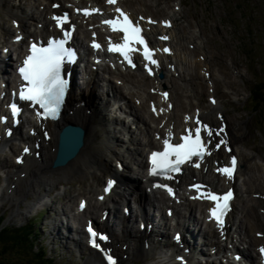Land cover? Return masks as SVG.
Wrapping results in <instances>:
<instances>
[{
    "label": "rangeland",
    "instance_id": "obj_1",
    "mask_svg": "<svg viewBox=\"0 0 264 264\" xmlns=\"http://www.w3.org/2000/svg\"><path fill=\"white\" fill-rule=\"evenodd\" d=\"M18 1L15 2V0H12V3L16 4L17 7H19L20 10H22L24 13L27 12L28 14H31V9L35 5L36 0H22L20 5H18ZM130 1L132 2L131 5L135 10L142 11V13H145V11L150 12L152 14H157L159 17L163 18L168 17L169 14L174 11L173 6L177 1V3L181 6V12L179 13L180 17H178L179 25H177L181 34H179V38L177 40L178 43H176L177 47L182 50H189L188 46L193 47L192 44H195L197 47H199L198 43H202L203 48H197V50H195L193 53V58L195 57L196 60L197 58H200L202 61H204L205 59L203 55L206 57V60L204 62L208 61V63L210 64L209 73L212 72V78H214L215 81L214 83L216 96L217 98H220V102H222L221 104L222 106H224L229 131H233V129L237 130L236 128L238 126L239 133H242L244 135L242 138H235L232 136L231 142L235 151L244 152V154H252V156H255L254 159L256 162H258L259 160L264 162V99L258 96L254 101L250 100V95L251 97H254V92L264 87V0ZM26 18L30 19V16H27ZM10 26V17L1 15L0 33L1 31H3V27L10 28ZM2 38L4 41L3 34ZM189 42H191V44H189ZM4 44L5 43H0V50L2 49V45ZM177 66L179 68H176L179 69V72L182 73V76L189 77V81H193V83H191L185 81V78L182 79L184 80V85L186 87H191L190 91H192L194 83H196V86L194 87V90L196 91L191 93L193 95L191 97L193 98H188L187 96L184 97L181 90L179 88H176L175 93H178V95H176V99H180L181 103V107L180 109H178V114L180 115L183 110L188 111L189 109H194L196 101L200 103L202 102L206 106L208 104V92L207 83L204 82V74L201 73L200 77L196 76L192 71L193 66L186 64L187 73L194 75V79L191 80V77L187 73L183 74V71L185 69L182 70L180 69L179 65ZM188 67L191 70H189ZM164 71L165 73H167L166 70ZM167 71L172 72V69L167 67ZM174 79H176V77H174ZM175 83L177 84L176 81ZM101 84L103 87L98 88L95 94L98 98V101L100 99L99 103L105 100L104 102L108 108L107 110H110L112 103L109 101L110 103L109 105H107L108 101L105 99L104 95L107 86L103 82ZM211 86L214 87V85ZM109 88H111L110 84ZM93 89H96V87H94ZM184 91L186 93L190 92L187 88H184ZM124 92H127L126 88L124 89ZM253 93L254 95H252ZM72 95L73 94H71V96ZM232 95L236 96L237 98L235 99ZM86 98H88V96H86ZM129 99H131L130 96L128 100ZM132 101L134 102V99ZM255 106H257L258 108L256 112L253 111L255 110ZM137 107L140 110L144 109V113L147 111L146 107ZM107 110L105 111V113L107 112L106 114L109 113V111ZM214 119L215 118H213V121H216V119ZM131 122L132 120L130 118L127 119V122L125 124L127 129L130 128L129 125ZM235 123H237L236 127L234 125ZM136 124H134L131 129L133 131H137V134H135V136L138 135V137H140L141 134L138 128H136ZM123 128L124 130L126 129L124 127V124ZM111 130L113 132L112 137H117V140H119L121 143H114L115 152H117L119 157L122 152L125 156L120 157V162H122L125 167L128 166L132 168L135 161H132V156H128L129 154H127L126 152V148H134V145L130 144L131 138L128 139L129 143L123 148V139L127 135L118 133L116 129L114 130V128L112 127ZM231 134L233 135L232 132ZM11 141L13 145L11 146L14 148V151L12 149V152H9L8 150L0 152V168L3 169V171L0 172V215L5 216V224L15 227H21L28 223L32 215L39 213V219H33L32 221L36 222L38 226L42 228L43 239L45 241L44 244L48 245L49 256L53 258L52 264H94L93 262L96 261L101 263V258L96 257V254H89L85 246H82L80 253H78L77 251H74L69 247L66 248V245L61 241L59 237H55L52 235L50 236L49 234L53 229L54 223L60 224L61 217L63 219L67 215H69V217H72V210L74 211L76 202L79 197L88 196L82 193L85 189V191L87 192V190L93 184L95 186L99 184L102 187L103 180L105 183L104 176L106 173L103 172L104 170L97 172L96 177L94 178L95 180H90L85 175H81L77 180H73L74 182H72V185H65L63 188H60L59 186L60 181H46V179L49 178V176H47L48 178L45 177L43 181H41L43 182V184H48V182L49 184H53L55 182L54 188L47 185L34 184L32 190L27 191L28 186L27 181L25 180L17 184V193L11 196V200H3V194H6V196L9 197L7 191L8 186H5L7 180L9 179L8 177L12 176L11 180H13L12 178H14V171L20 168L16 167L13 161L14 154L17 153L19 149L18 141H16L15 139ZM255 161L250 160L249 163H247L248 165L246 164V167L242 168V173H240L238 177L240 186L238 188L240 189V192L244 193L245 199H248L245 194L246 188L249 189L248 191L251 190L250 192L252 193L256 191L258 192V190H260L261 193H264V188L262 187V184H264V170L260 167V165L255 163ZM5 162H7L9 165H5ZM114 165L115 158H111L109 168L112 167L115 170L116 166L114 167ZM261 165H264V163H262ZM130 168H128L129 171ZM125 173L130 175L132 174L131 172L127 173V170H125ZM136 174L137 173L135 172V176L130 177H134L142 183V177L138 174L136 176ZM250 176H252V178L253 176H255V178L249 179L250 181H252V183H248L247 185H245V182L248 181V178ZM38 177L41 176L38 174ZM65 183L69 184L71 182ZM65 183L60 182V184ZM50 189H52L51 192H48ZM41 199L43 201L49 200L51 202L50 206H43L46 202H41ZM132 200L133 199L131 198V201ZM252 204L255 205L254 203H248L247 205H245V209L251 207ZM235 205L236 209L238 208L236 210V216H239V208L241 209V207H243V202L238 201L235 203ZM52 207L53 209H55L54 211H52ZM63 208L66 210V214L64 216L57 213V211H61ZM42 209L43 211H41ZM92 209L95 212V209ZM163 214L165 215L164 210ZM121 217H123V214L121 215ZM70 219L71 220H69V222L73 224L72 218ZM238 219L240 220V217H237V220ZM137 224L134 226L135 230H137ZM119 236L126 239V237H124L125 235L119 234ZM54 243H56L57 245H54ZM128 243L130 242L128 241ZM131 244L138 246V248L140 246V243L137 241H131ZM138 248L134 247V249ZM138 257L139 256L137 255L131 262L134 263L136 261V264H151L152 260H150V256H148V258L146 259ZM12 259H16V257L10 255V261Z\"/></svg>",
    "mask_w": 264,
    "mask_h": 264
},
{
    "label": "bare ground",
    "instance_id": "obj_2",
    "mask_svg": "<svg viewBox=\"0 0 264 264\" xmlns=\"http://www.w3.org/2000/svg\"><path fill=\"white\" fill-rule=\"evenodd\" d=\"M37 1L39 2L38 6H36ZM44 1L49 2V0H36L35 5L31 9V14L29 15V14H25L22 10H20L19 7H17L16 4L12 3V0H0V16L1 15L8 16V17L12 16L13 17L12 19H17V20H20V22H21V24L19 25V28L12 29V28H6L5 27L3 29V31L5 30V32L2 33L4 36L3 42L5 44L2 47V49L10 48L11 52L14 50V48H20L21 50L23 49L22 45L27 43L26 39H24L20 45L14 41H10L9 39H6V37H5L7 34L9 36L10 34L14 33L15 30H17V29L22 30L25 34L30 33L29 37H33L34 36L33 33L38 34V36L40 34L42 35L44 32H46L49 29L50 24H49V21L47 19V16H48L49 12H51V6L46 4ZM92 1L95 3L101 2L100 0H92ZM40 5H45L43 7L42 11L39 10ZM110 9L111 8H108L107 11ZM133 15L135 16L134 13H133ZM27 16H30V19H27L26 18ZM174 16H176V15H174ZM30 22H36L37 25H38V23H41L42 25H41L40 29L35 28L33 30V32H30V30L28 29ZM174 27H175V25H174ZM174 27H172L169 30L171 37H172L171 45L172 46L174 45V47H173L174 50L169 57H166L168 63L172 62L174 65L175 64L179 65L180 69H182V70H184V66H186V64L193 66V69H192L193 74L200 77L201 73H203L205 79L209 80V84L214 85V87H215V83L211 82V80H213V79L209 73L210 64L208 63V61L204 62L206 59L204 61H202L200 58H197V60L195 57H194L195 59L193 58L194 51L197 50V48H200V49L203 48L202 43L201 42L198 43L199 47H197L196 45L195 46L193 45L194 49L191 48L192 46L189 47L190 51L188 49H185V50L179 49L177 47L176 43H178L177 40L179 38V34H181V33H180L178 28H176V27L174 28ZM149 29H150V31H149ZM159 29H160V27H149V26H147L148 35L149 36L150 35H156V33ZM47 33L49 34L48 31H47ZM82 33L86 34V36H87L88 32L85 31V32H81L80 34H82ZM18 35H23V34L19 33ZM16 36L17 35L14 33L12 38H14ZM29 37H27V38H29ZM193 38H194V36H193ZM81 42H82V45H84V42L81 41L80 38H78L77 39L78 45L81 46ZM189 44H191V42H189ZM9 67H11V65L9 63L6 64L3 61L2 62L0 61V81H1L2 77H6V76H7V78L10 77L8 75V68ZM167 67L164 69L167 72V73H165V76L168 78L170 77V74H171V76H175V74H173V72L167 71ZM173 69H175V71L177 72L178 78L180 79L179 76H182V73L179 72V69H177L176 66ZM188 69L191 70L189 67H188ZM186 70L187 69H185L183 71V74L187 73ZM188 75L191 77V80L194 79L193 78L194 75H192V74H188ZM130 77H132V73H129L128 75H124L122 73H119V76L116 79L122 80L124 85H126V84L130 85V84H133L132 82L127 81V79ZM97 78H98V76L92 77L91 82H93ZM170 79L169 80L171 83L175 82L172 78H170ZM153 81L154 82H153L151 87L154 88V94L146 93L145 90H139L136 87L132 86L130 89H128L129 90L128 95H130L132 98L140 99V100H142V102L146 101L147 98L149 99V98L154 97V95L157 93L158 89H157V87L155 88V86H156L155 80H153ZM162 81H164L166 87H168V85L166 84L167 81H165L164 79ZM13 83H14V81H12V82L9 81L10 85ZM111 83H112V81H109V84L111 85V88H109V89L112 93V97H110V91H109V93L107 94V99H109V98L115 99V100H117V102L119 100L125 101L127 103L126 107L129 110V115L134 117L135 122L138 121L139 123H142L143 125H145V129L147 131V137L145 138V143H143V140H141L140 138H138L134 135H131L130 142L132 145H135V148L133 150H131V149L128 150L126 148L130 152V156L135 157V158L133 157V159L136 161V164L138 165V168H139V172L137 174L139 176L141 175V177L143 179L144 173H145V168H146V163L144 162V160L141 157L144 154L145 148H147V147L150 149L155 148L156 144H157V142L152 138V135H151V133L156 131V130H154V128L150 126L149 121L151 122V124H155L157 122V120L155 118H153L150 113H146V114L142 113V111L135 104H133L132 101L128 100L129 96L127 98V96L123 92H121L120 89L116 85L111 84ZM191 83H193V82H191ZM139 84H140V82H139ZM98 86L100 87V84H97V86H94V87H98ZM176 95H178V93ZM0 101H1V99H0ZM83 101L85 102L84 107L80 106V103H82ZM104 101L101 102V104L99 105L97 103V98L94 97V94H92V93L88 96V98H86V96H84V95L74 93L70 103L68 104V108L70 110H73V114H70L67 111L66 114L63 115V117L61 118V120L59 122L48 124V128L51 130V133H52V140L48 144L44 143L43 150L45 151V154H44L43 158L41 159V161H38L36 158L27 159V162L23 165V167L21 169V173H24L27 176L24 179L21 177H18V179L13 181L9 177V179L7 180L6 183H8V185L10 186V187L8 186V191L10 192V194H13L16 192V190H17V187H15L16 184H18L22 181H25V180L27 181V186H28L27 191L32 190V187L34 186V184L35 185H47V186L54 188L55 182L53 184H51V183L49 184V182H48V184H43V182H42L43 179L45 177L49 176V178L47 177L48 179H46V181L47 180H50V181L54 180L56 182L60 181L61 183H65V182H71L73 180H77L79 176L85 175L90 180H95L94 178L96 177L97 172L104 170L103 172L106 173L104 176L105 181H106V178H109L110 176H114V175H117L120 178V183L122 184V187H124V188H123V190H121L122 188H120V190L117 192V196L122 198L123 201L127 203L125 205V207L126 206L130 207L131 198L132 199L135 198L137 200V204H139L138 207L137 208H134L132 206L130 207L131 210L133 211L134 215L136 214V219H137V217H141L142 221H144V220L148 221L149 219H151V220L154 219L150 216H147L146 215V209L142 207V204L148 201V194L143 189V183H141L140 181H138L134 177L133 178L130 176L126 177L123 174H119L117 171L116 165H115L116 166L115 170L112 167L109 168L111 158H115V164H117L120 161L118 158L119 157L118 154L112 150L113 144L115 142L120 143V141L117 140L118 138H113L112 135H110L111 134L110 130H108V129L105 133V139H102V135L100 134L98 127H101L104 125V126H107L108 128H110V126L114 125V124H117L118 126H120L122 124V122L120 121V117L116 116L114 110H113L114 116H112V117L109 116L108 114H105L106 105H105ZM177 103H178V101H177ZM2 104H3V102L0 103V112H1L2 107H3ZM77 104H79V105H77ZM198 105L199 106H197V107H200L201 104H198ZM180 107H181V103L179 101L178 108L180 109ZM89 108L92 110V115L87 114V110ZM114 109H116V112L122 110L121 107H119V108L115 107ZM196 109L195 110L191 109V110H194L193 112L197 111L199 114L201 111L202 115H204V111H206V114L204 115V117L207 120H212L213 116H219L223 113L222 104H221L219 99H217L214 104H210L207 107H202V109L204 111L200 108H196ZM175 110L173 109L171 114H170V122L173 121L172 122L173 124L174 123L176 125L180 124L182 116H183V119L186 118V119H184V121H189L191 119L186 114V111L183 110L180 115L179 114L176 115L174 112ZM69 123H75V126L78 125L86 131L85 147H84L83 151L79 154V156L72 163H70L68 166H66L65 168H62V169L53 170L51 168V163H52V161L56 155L55 154L56 152L52 151V149L56 148V144L58 142V137H59V132L61 131V129L64 126H66ZM102 123H103V125H102ZM235 127H236V125H235ZM125 130H127V129H125ZM127 133H130V132H127ZM227 133H228V131L222 133V136L227 138ZM16 135L19 138H21L22 141H25V143H27L26 140L31 141L33 139L29 135L24 136L22 134V132H18ZM229 135L232 136L231 131L229 132ZM38 137H40V136H38ZM10 141L7 143V146H9ZM123 143L125 144L126 142L123 141ZM222 155H223L222 153H220V154L215 153L212 158L214 160H216V159L227 160L229 157V156L223 157ZM137 157L140 159H138ZM239 157H240L239 158L240 164H242V166L246 165L250 161V155L249 154H244V153L242 154L241 152H239ZM253 158L254 157H252V159ZM5 163H6L5 165H7V166L9 165L7 162H5ZM260 166L264 170V168H263L264 165H260ZM100 169H102V170H100ZM18 174L19 173H17V175ZM38 174L43 178L38 177ZM195 174L198 177H204V178H209L212 176V174L210 173L209 170L206 174H204L201 170L200 172H197V173L195 172L192 175L190 173H187L188 180L190 178L194 177ZM15 175L16 174H14V177H16ZM254 178H255V176H253V178H252V176H250L248 179H254ZM101 188L102 187L99 184H97L96 186L94 184L91 185V187L87 190V192H89L88 193L89 197L92 196V195H90L91 192H93V193L100 192ZM143 191H145V192H143ZM250 194H252V193H250ZM154 195H155V198H157L161 204L165 203V197L161 193L156 192V193H154ZM157 195H160V196L158 197ZM2 199L3 200H8V199L11 200V196L7 197L6 194H3ZM236 200H237V202L238 201L243 202V207H241V209L239 208V210L243 209V212H242L243 218L240 221V225L238 226V229L240 231V234L238 236H239V239L241 240V245H243V244L247 245L246 251L244 252V257L251 264H259L258 263V255L255 256L253 254V251L256 252V248L254 246L256 245V247H257L260 243H264V240L258 239L256 237L253 238L250 234V230L256 226L259 229H261V230H259V232L260 231L264 232V219L261 220L260 218L257 217L256 223H253L250 220L251 208L249 207V210H247V211L245 209V205H247L248 203L250 204L255 199L254 200H252L250 198L245 199L244 193L239 192V194H237ZM42 201L43 200L41 199V202ZM111 202H113V204H114V202H116V201H114L112 196L109 197V199L106 202H104L103 204L98 203L95 199H94V201H93V199H91L87 210L82 215H79V216L84 218V219L95 218V212L93 211L92 208H94L95 211L96 210H98V211L104 210L107 207H109ZM257 203H259V201H257ZM193 204L196 205V207L199 206L198 203L189 202L188 206L190 209L193 208L192 207ZM259 204H261V203H259ZM72 212H73V210H72ZM116 213H118V212L116 211ZM237 214H239V213H237ZM191 218H192V214L190 215L189 219H191ZM114 220L116 222V216H114ZM193 222H195L196 226H198V227H200L203 224V222H200V220L196 219V218L193 219L192 223ZM234 225L235 224L233 223L232 227ZM101 226L103 227V225H101ZM104 227L112 229V227L109 223L107 225H104ZM178 227L181 229L182 225L178 224ZM243 230H245V233H243ZM246 230H249V231H246ZM212 232H213V236L214 235L216 236V239L218 242L215 241V237H212V239H210L209 237L206 236V233H202L201 228H199V230L194 234V236L197 239H199L200 241H202L203 242L202 244L204 246L209 245L210 247H212V246H217L218 248L220 246L223 247V244L220 245V242H219L220 238L218 237L217 232L215 230H213ZM79 233H82V231H79ZM127 233H128V236L130 239H137L139 241L141 239L147 240L146 243L149 244V248H148V250L145 249V247L134 249V247H131V244L129 243V247H128L129 253H127V255L130 257V260L123 262V264H134L131 261L134 260L137 255L139 256V258H142V257L146 258L148 256H150L153 259L156 258L153 252H154L155 247L159 244V242L155 241V237L159 236L158 234H156L153 231L150 233L146 232V235L138 234L139 231L136 232L134 230L133 226H128ZM235 233H237V231ZM57 234L60 235L59 232ZM112 235H113L114 241H116V245H117V243L119 242V239L113 234V232H112ZM114 241H113V244H114ZM128 241L129 240L127 239V242H124V244H128ZM228 244L229 243H227L226 246H228ZM219 251L222 252L221 249ZM96 256L98 257L99 255L96 254ZM173 264H176V263L173 262ZM190 264H194V263L191 262Z\"/></svg>",
    "mask_w": 264,
    "mask_h": 264
},
{
    "label": "snow or ice",
    "instance_id": "obj_3",
    "mask_svg": "<svg viewBox=\"0 0 264 264\" xmlns=\"http://www.w3.org/2000/svg\"><path fill=\"white\" fill-rule=\"evenodd\" d=\"M109 4H116L117 0H108ZM98 11V10H96ZM115 11L122 17L121 21L119 18L109 19L104 21L105 24L110 25L112 30L117 33H123V43L112 44L108 51L118 52L122 55L129 63H132L130 53L135 51L130 45L135 43L143 45L144 47V58L149 60L152 64H156L157 61L152 59V50L148 48L147 42L142 35L143 29L138 23L134 24L133 20L130 19L129 15L124 13L120 8H116ZM85 15H89L88 10H84ZM57 21V26L62 27L64 23H67L68 16L64 14L63 16L53 17ZM140 19H144L141 17ZM149 23H155L151 19L148 20ZM166 26H170L168 22H164ZM65 39L58 41H51L48 47H38L36 44H32L30 48V55L26 57L23 62V66L19 68L20 75L24 81H26V86L23 87L19 93V99L25 101H31L34 104H38L44 110L45 118L51 117L55 118L59 107L63 102L65 91L67 89V80L62 76V65L68 60L71 61L73 53L65 47L67 38L71 36L70 32H65ZM19 39V37H17ZM161 39H168V37H161ZM94 48H99L100 45L93 44ZM163 51H169L165 48ZM134 66V65H133ZM151 69L149 72L151 74ZM163 95H167L164 93ZM215 103V101H213ZM155 111V109H153ZM11 111L13 117H16L20 113V109L15 103L11 105ZM197 125H200V121H196ZM204 130L207 131V135H212V129L208 128L207 125L202 126ZM187 135L181 137V143H170V139H164V150L162 152H153L151 156V163L153 165L150 174L152 175H163L165 173H179L181 166L192 162V158L196 157L203 159L205 155H210V150L207 144L203 141L201 136V127H197L192 130H186ZM222 132L223 129H220ZM219 134V133H217ZM210 143V141H208ZM224 143V140H221ZM219 144L216 145L219 148ZM27 153L29 150L24 149ZM18 162H21L18 160ZM195 167H200L198 163L194 164ZM237 168V159L235 157L231 160L230 167H224L218 169V171L231 180ZM171 178V177H168ZM112 182H109V188ZM156 187H161V185H156ZM167 187V186H164ZM199 192L204 186L195 185L194 186ZM167 191L171 194L172 189L167 188ZM204 198L210 199L215 203V207L210 209L211 216L217 221L219 225H223L224 216L229 210L230 202L233 199V192L229 190L223 195H218L212 191H206L204 193ZM85 205L81 203V208ZM91 237L92 244L94 247L99 248L100 245L97 243V239L104 241L107 239L106 236L98 234L91 227L88 229ZM260 252L264 256V247H261ZM108 264H116L115 259L109 255L107 256Z\"/></svg>",
    "mask_w": 264,
    "mask_h": 264
},
{
    "label": "trees",
    "instance_id": "obj_4",
    "mask_svg": "<svg viewBox=\"0 0 264 264\" xmlns=\"http://www.w3.org/2000/svg\"><path fill=\"white\" fill-rule=\"evenodd\" d=\"M264 99V87L256 92V97ZM0 217V264H50L44 252H37L35 236L38 232L34 224L22 227L4 226ZM10 255L16 257L10 261ZM15 260V261H13Z\"/></svg>",
    "mask_w": 264,
    "mask_h": 264
},
{
    "label": "water",
    "instance_id": "obj_5",
    "mask_svg": "<svg viewBox=\"0 0 264 264\" xmlns=\"http://www.w3.org/2000/svg\"><path fill=\"white\" fill-rule=\"evenodd\" d=\"M84 130L79 126L66 127L60 134L58 150L52 167L59 168L65 166L79 152L84 143Z\"/></svg>",
    "mask_w": 264,
    "mask_h": 264
}]
</instances>
